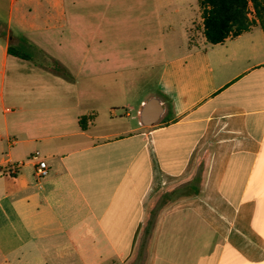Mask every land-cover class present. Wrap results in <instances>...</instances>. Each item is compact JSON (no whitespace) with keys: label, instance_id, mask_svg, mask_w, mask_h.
Returning <instances> with one entry per match:
<instances>
[{"label":"crops","instance_id":"obj_1","mask_svg":"<svg viewBox=\"0 0 264 264\" xmlns=\"http://www.w3.org/2000/svg\"><path fill=\"white\" fill-rule=\"evenodd\" d=\"M181 13L0 0V264H264V33L210 45Z\"/></svg>","mask_w":264,"mask_h":264},{"label":"trees","instance_id":"obj_2","mask_svg":"<svg viewBox=\"0 0 264 264\" xmlns=\"http://www.w3.org/2000/svg\"><path fill=\"white\" fill-rule=\"evenodd\" d=\"M198 6L203 37L210 45L234 39L255 26H259L264 33V0H198ZM250 7L253 18H250ZM51 70L58 75L67 76L55 61ZM79 124L85 130L87 118L80 119Z\"/></svg>","mask_w":264,"mask_h":264},{"label":"rangeland","instance_id":"obj_3","mask_svg":"<svg viewBox=\"0 0 264 264\" xmlns=\"http://www.w3.org/2000/svg\"><path fill=\"white\" fill-rule=\"evenodd\" d=\"M175 2V6H178V8L180 10H182V15L179 16V18H176V22L177 21H180V20H186L187 17H191L192 15L194 16L193 14V10L194 8L196 9L197 8V0H182V1H179V0H174ZM173 5V4H172ZM250 18H253V11L250 7ZM191 33H190V43H195L197 38L200 37L198 36L200 33H198V29L197 27L194 25L191 29ZM191 46V45H190ZM153 75H155V71L152 72V75L150 77H148V79L145 81V85H146V90H152L154 87V78H153ZM164 197V196H163ZM158 198L155 202V205L153 206V209L149 211L150 213V217H151V226L149 227V229L147 228L146 230V234L148 236L151 235L152 233V230L154 228V222L156 220V216L155 214L158 213V210H159V206L162 202V200H164L165 198ZM148 248V244L146 245V242H145V246L142 247L141 251L142 253L145 252ZM144 258L143 259H138L137 257L136 258H133L132 259V262L130 264H139V262L141 261V263L143 262Z\"/></svg>","mask_w":264,"mask_h":264},{"label":"water","instance_id":"obj_4","mask_svg":"<svg viewBox=\"0 0 264 264\" xmlns=\"http://www.w3.org/2000/svg\"><path fill=\"white\" fill-rule=\"evenodd\" d=\"M163 112L161 102L156 98H151L142 105L139 114L140 122L145 127H151L159 121Z\"/></svg>","mask_w":264,"mask_h":264},{"label":"built area","instance_id":"obj_5","mask_svg":"<svg viewBox=\"0 0 264 264\" xmlns=\"http://www.w3.org/2000/svg\"><path fill=\"white\" fill-rule=\"evenodd\" d=\"M33 159H37L36 165H35V178L39 181L41 179H43L44 177L47 176L48 174V169H47V165L44 161L42 160H38V158L35 156L33 157Z\"/></svg>","mask_w":264,"mask_h":264}]
</instances>
